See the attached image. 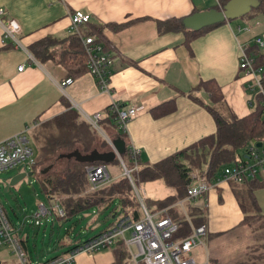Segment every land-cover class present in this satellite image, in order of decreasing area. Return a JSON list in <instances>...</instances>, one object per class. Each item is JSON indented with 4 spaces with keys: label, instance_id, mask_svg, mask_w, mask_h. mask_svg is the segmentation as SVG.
I'll list each match as a JSON object with an SVG mask.
<instances>
[{
    "label": "crops",
    "instance_id": "0c3cea01",
    "mask_svg": "<svg viewBox=\"0 0 264 264\" xmlns=\"http://www.w3.org/2000/svg\"><path fill=\"white\" fill-rule=\"evenodd\" d=\"M204 1H212L213 6ZM216 1L0 0V9L3 11L1 18L9 17L17 22V38L22 46L19 49L3 43L0 33V142L26 129L28 145L34 158L37 154L36 143L39 141L35 136L44 123L72 109L89 125L81 115L99 113L102 137L97 133L104 142V136L112 141L124 134L128 147L132 146L137 150L140 161L152 165L186 149L201 138L214 134L215 123L212 117L191 98L196 96L202 102L207 101V94L193 91L200 81L207 80L214 81L219 87L226 110L237 119L245 117L253 107L252 104L248 106L247 102L252 103L255 96L247 88L248 78L241 74L237 66L238 45L245 46L253 58H257L260 66H264V42L262 47L253 44L254 38L261 37L264 41V12L239 18L242 21L247 19L244 24L232 25L225 21L204 27L198 30L200 34L190 38L187 43L186 33L192 30L164 29L157 24L176 23L174 21L181 23L182 19L193 13L221 6L219 0ZM75 11L87 14L89 22L103 25L101 37L107 47L105 53L113 58L108 94L101 93L93 77L84 71L70 79L71 82L63 87L61 93L59 84L68 79V73L55 64L56 56L53 55V60L41 63L29 53L28 47L45 37L64 38L69 33V16ZM20 66L22 70L17 72ZM111 103L117 104L122 110L132 107L141 109L127 122L124 133L115 130L109 121L103 119L104 111ZM167 103H171V111L158 117L153 116L155 108ZM100 143V139H96L92 150H111L105 142L106 150L100 151ZM74 150L77 149L59 153L54 160H60V155ZM236 156L243 157L244 154L240 152L234 157ZM118 158L121 156H117L115 160L118 161ZM64 160L78 163L73 158ZM53 164L47 163L43 169H31L30 166L29 173L35 181L36 176L52 173L51 169L57 166ZM58 167L59 170H65V165ZM111 168H115L113 176L108 171ZM117 169V166L106 168L110 181L120 177ZM47 170L49 171L46 172ZM255 179L259 185L252 190L256 204L253 211H258L259 203L263 202L264 205V175H258ZM158 181L166 189H162L159 184L153 185ZM154 182L141 185L152 183L153 188H159L163 196L155 198L156 200L174 194V190L162 181ZM143 189L147 191L146 187ZM246 202L249 205L250 199ZM190 204L202 205L205 209L204 236L229 231L245 224L240 223L244 214L239 209L229 184H218L202 199ZM171 207L151 211L165 215ZM181 210L189 223L185 207ZM249 215L252 214H246ZM189 224L193 226L191 222ZM260 227L264 232V228ZM59 244L68 249L56 256L66 257L81 243L75 236L72 240L67 237ZM7 254L6 249L0 251V264H3ZM124 254L122 245L116 242L93 255L78 252L71 264H128L122 258ZM200 255L201 252L198 254L196 250L194 256L199 258Z\"/></svg>",
    "mask_w": 264,
    "mask_h": 264
},
{
    "label": "trees",
    "instance_id": "16d2710c",
    "mask_svg": "<svg viewBox=\"0 0 264 264\" xmlns=\"http://www.w3.org/2000/svg\"><path fill=\"white\" fill-rule=\"evenodd\" d=\"M227 1L219 0L220 5H223ZM256 1L259 5L255 9L250 10L244 17L251 16L264 9V0ZM174 22L176 23L157 24L164 29H183L181 23H178V21ZM102 28V24L88 21L79 26L78 34L81 36H92L94 42L100 44L105 52L107 47L102 41ZM198 34H200L199 31L186 33L185 43ZM54 47H56L55 50L58 49L60 51L55 64L62 67L68 73V79L78 76L83 71L86 72L85 57L81 50L79 39L74 32L67 33L62 39L45 37L30 45L28 50L34 59L42 63L49 59L53 60V55L55 54V51H53ZM110 58L113 60L111 56ZM253 59L256 65H260L257 58ZM193 91L207 94L206 102H202L196 96H191V98L201 105L212 117L215 123V132L213 135L201 138L186 149L174 153L166 159L152 165L141 162L138 156L132 158L125 135L120 133L118 135L124 142V153L120 159L125 169L130 171V179L136 190L137 185L157 180L162 181L166 186L174 190L173 195L161 200L153 201L142 199L141 197L144 208L149 212H152L151 209L161 210L171 207L183 200L185 198V191L191 182L190 175L194 169L204 172V176L208 180H211L216 178L225 166L232 163L235 155L240 152L245 154L249 146L261 143L260 149H264V109L260 107L259 97L256 96L253 99L251 112L245 117L237 119L231 112L224 108L222 104L223 97L214 81H200L193 88ZM171 109V103L158 106L153 110L156 111L153 113V116L158 117L164 115L171 111ZM103 119L109 121L112 127L117 130L114 114L108 107L104 111ZM98 127L102 130L100 121ZM40 128V132L35 136V139H39L38 144L36 143L37 154L34 156L33 165L30 168L32 169L36 165L45 162L48 164L54 163L53 165H60L62 167L65 165V170L61 169L56 173H46L35 177L38 192L45 199L50 209L49 216L54 214L52 218L60 222H78L85 214L106 211L109 217L112 215L120 218L127 217L130 221H137L140 218L139 202L125 176L121 175L116 180H109L106 184L90 191L85 176V167L89 166V164H78L64 159L54 160L57 154L68 152L75 148L82 154L89 153L98 138L101 141L98 149L105 151V148H107V145L98 133L82 121L76 111L69 109L62 115L44 123ZM98 164L101 163H95L94 165ZM108 164L119 168L117 160H113ZM108 164L104 166L108 168ZM134 166L136 167L135 170L131 171ZM167 176H171L173 180L168 181ZM255 178L247 179L240 184H229L237 205L244 214L243 220L240 222L241 224L258 218L255 214L253 215V212H256L253 211L256 209V204L252 197V190L259 185H257L258 182ZM242 191L246 192L243 193ZM248 199H250L249 205L245 206L244 201ZM115 201L117 205L113 206ZM191 202L195 201L184 203L188 222H191L194 227H205L204 207L198 204H190ZM54 205L63 212V217L57 215L53 208ZM167 211L165 215L178 226L176 236L183 237L187 235L189 233V227L185 217L177 219L174 217L171 208ZM2 212L11 229L12 224L10 220L6 217L3 209ZM248 213L252 215L246 216ZM31 227L36 226L32 224ZM16 240L23 251L25 249L24 238H16ZM60 246H63V244L58 245V247ZM69 251L66 253H69ZM56 257L58 256L53 258ZM53 258L47 259L43 263Z\"/></svg>",
    "mask_w": 264,
    "mask_h": 264
},
{
    "label": "built area",
    "instance_id": "2783aa9c",
    "mask_svg": "<svg viewBox=\"0 0 264 264\" xmlns=\"http://www.w3.org/2000/svg\"><path fill=\"white\" fill-rule=\"evenodd\" d=\"M216 1V0H215ZM217 2V1H216ZM0 9V33L1 38L8 41L12 46L22 49L19 36V26L13 18H4ZM89 21V16L79 11H75L69 16V32H74L81 44V50L85 57V70L93 77L96 86L101 93H109V79L112 75L113 60L105 53L100 44L94 42L92 36H81L78 28ZM253 44L256 47L263 46L261 37L254 38ZM237 66L242 71L244 77L250 80L247 88L256 97H259L260 107L264 109V66L256 65L253 56L245 46L238 45ZM22 67L17 68L20 72ZM71 82L67 79L59 84L60 92L63 87ZM252 103L247 102L248 106ZM109 110L114 114L115 126L121 132H125L127 122L135 117L141 109L132 107L127 110L120 109L117 104L111 103ZM82 118L99 134H102L98 123L101 119L99 113L91 116L81 115ZM26 129L0 142V173L15 169L20 163L30 167L33 165L31 149L26 137ZM104 140L111 148V140L104 136ZM131 157L138 156V152L129 146ZM119 165L122 175L129 181L140 205V218L137 221H130L127 217L118 219L114 225L102 230L88 240L75 247L73 253L66 257H56L43 264H71L76 253L82 252L93 255L109 248L114 243L119 242L128 255L129 264H208L206 254L201 261L194 256L196 250L202 246L201 238L205 234V227H194L188 223L189 233L183 237H177L178 226L168 216L161 213H150L141 201V197L134 188L130 179V171L126 170L120 158ZM135 166L131 171L135 170ZM204 172L194 169L190 175L191 182L185 191V198L176 204L184 209V203L202 199L210 189L220 183L240 184L247 179L258 175H264V149L249 146L243 157H235L229 167H224L216 178L208 180ZM86 180L90 191L109 182L106 167L103 164H91L85 168ZM59 217H63V212L54 205L53 207ZM49 210L43 205L37 206V211L32 217L33 225H39V218L49 216ZM128 232L129 238L124 234ZM10 232L8 222L0 206V246L6 245L17 257L19 264L26 262L18 241Z\"/></svg>",
    "mask_w": 264,
    "mask_h": 264
},
{
    "label": "rangeland",
    "instance_id": "374dc122",
    "mask_svg": "<svg viewBox=\"0 0 264 264\" xmlns=\"http://www.w3.org/2000/svg\"><path fill=\"white\" fill-rule=\"evenodd\" d=\"M205 3L213 6L212 1ZM262 12H264V9L260 12H256L255 14H260ZM245 22H247V19L246 21H242L240 19L229 21L232 25H234L233 23L244 24ZM2 42L9 43L4 39H2ZM55 49L56 47L53 48V51H55L54 56L58 59L60 51ZM248 81L249 85L250 80L248 79ZM100 136L102 137L101 134ZM236 157L241 158L242 156ZM46 164L47 163H40V166L36 165V168L43 169L46 167ZM111 166L112 165H109L108 167ZM229 166L230 165H227L225 167ZM59 169L60 168L58 166H54L51 169L52 171H50L58 172L60 171ZM114 169L115 168H111L108 170L112 176L114 175ZM118 169L120 171L118 173H120L121 176L122 169L120 165ZM48 171L49 170L46 172ZM29 172L30 168L20 163L12 173H0V206L12 224L10 229L11 234L17 239L24 238L25 240V249L22 253L28 264L43 263L47 259L66 251L68 249L67 246L58 248V242L66 240L67 237L72 240L76 236V239L82 243L93 235H96L102 230L114 225L118 219L122 218L116 216L111 219V217L107 215L108 213L106 211H102L98 213L91 212L85 214L78 222H60L52 218L54 216L53 214L50 216L40 217L39 225L31 227L33 224L32 217L37 211V206L41 204L46 209H49L45 199L37 192V185L35 181L32 177H25L14 187H7L9 180L13 175L16 173ZM167 180L172 181L173 178L171 176H167ZM154 183L157 184L153 185L159 184L161 185L160 187H163L162 189H166L161 182L158 181ZM151 184L152 183L145 184L144 186L141 184L137 185V193L139 196L146 197L150 200L161 198L163 195L159 192V188H153L154 186ZM143 187H146L147 191H145ZM149 188L151 190H149ZM116 205L117 202L115 201L113 206ZM244 205H247L246 200L244 201ZM259 206V210L255 212L259 218H254L244 225L242 224L243 226L235 227L229 231L202 236V246L198 249V254L201 252V261L204 259V254H206L208 264H264V232H262L260 227L261 225L262 228H264L263 202L259 203ZM171 210L174 217L177 219L183 218L184 213L177 204H174V206L171 207ZM72 223L75 224L73 225ZM124 237L129 238V233L126 232ZM3 249H6L8 252V256L5 257L3 264H19L17 257L9 247L2 245V247H0V251ZM122 258H124L125 261H128L127 254H124Z\"/></svg>",
    "mask_w": 264,
    "mask_h": 264
},
{
    "label": "water",
    "instance_id": "95a60500",
    "mask_svg": "<svg viewBox=\"0 0 264 264\" xmlns=\"http://www.w3.org/2000/svg\"><path fill=\"white\" fill-rule=\"evenodd\" d=\"M259 3L256 0H228L223 5L213 9H208L201 12L191 14L185 19L181 20L183 28L192 31H198L204 27L219 24L225 21H232L239 19L255 9ZM255 148H260L261 143H256ZM124 153V142L120 138H116L111 141V150L105 152H98L91 150L89 153L80 154L77 150L70 153L62 154L59 156L61 159L73 158L74 161L81 164H108L111 163L117 156H121ZM10 170L5 174H10L14 171ZM25 177H31L30 173H16L13 175L7 187H14ZM114 218V216H112ZM118 244V243H117Z\"/></svg>",
    "mask_w": 264,
    "mask_h": 264
},
{
    "label": "clouds",
    "instance_id": "9594fccd",
    "mask_svg": "<svg viewBox=\"0 0 264 264\" xmlns=\"http://www.w3.org/2000/svg\"><path fill=\"white\" fill-rule=\"evenodd\" d=\"M233 39H234V37H233Z\"/></svg>",
    "mask_w": 264,
    "mask_h": 264
}]
</instances>
